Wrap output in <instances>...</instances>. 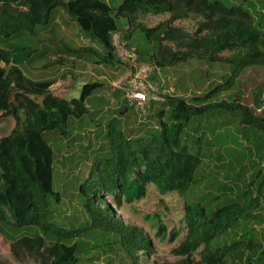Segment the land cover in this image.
Returning <instances> with one entry per match:
<instances>
[{"label":"trees","instance_id":"trees-1","mask_svg":"<svg viewBox=\"0 0 264 264\" xmlns=\"http://www.w3.org/2000/svg\"><path fill=\"white\" fill-rule=\"evenodd\" d=\"M254 1L264 10V0H244L245 7L230 0H121L115 8L105 0H0V120H13L9 134L0 137V233L11 240V247L18 244L41 264H78L80 240L89 236V230L99 231L102 236L112 237L104 246L115 244L127 264H141L140 256L149 257L152 242L142 229L124 223L116 213L123 205L143 199L147 185L152 184L161 195L176 193L183 199L185 226L183 241L170 251L178 259L154 264H225L227 258L245 264L264 263V242L255 239L253 228L248 239L210 249L216 237L237 227L241 219L246 224L262 223V215L256 211L260 209V200H264V178L254 197L249 191L237 193L238 200L227 197V202L214 209L185 199L203 179L199 172L203 165L200 143L196 149L194 146L203 137L197 135V129L191 130L195 121L203 120L199 118L208 112L224 117L225 113L238 111L241 126H252L264 136L263 114L256 115L233 96L228 97L229 101L219 99L236 87L246 70L264 71V14L258 11ZM59 9L102 51L76 49L59 40V53L63 46L72 57L83 62L107 66L118 59L113 43V36L119 37L115 19L123 18L127 28L119 42L134 50L138 63L161 72L193 58H204L230 68L224 82L202 96L189 100L165 97L160 103L168 109H162L157 129H146L143 136L128 137L117 118L107 123L104 139L111 155L96 163L100 166L90 170L78 188L88 217V226L83 229H65L52 222L49 209L51 204L59 203L61 194L53 190L54 156L45 135L55 132L66 137L70 120L85 117L89 111L86 99L101 91L104 83H85L77 99L56 96L50 90L55 79L32 80L19 64L32 63L42 55L46 58L42 61L44 68L55 67L51 63L62 65L63 59L58 57L50 62L48 54L54 52L47 48L32 50L14 42L24 35H39V28H47L52 14ZM250 9H256L257 14L253 15ZM163 14L167 18L153 27L145 26L140 20ZM191 19L195 20L193 33L176 25ZM135 33H140L146 41L144 49L139 47L138 40L131 39ZM224 52L230 54L224 57L221 55ZM21 54L25 55L16 59ZM154 75L155 72L151 82ZM263 87L264 80L255 90L261 93ZM255 104L260 108L264 101L256 98ZM109 197L111 204L105 202ZM210 198L208 194L204 196L205 200ZM222 198V194L216 195L210 201L219 202ZM156 223L157 235L164 234L165 228L158 217ZM175 236L176 232H171L170 241ZM98 247L95 245L93 249Z\"/></svg>","mask_w":264,"mask_h":264},{"label":"rangeland","instance_id":"rangeland-1","mask_svg":"<svg viewBox=\"0 0 264 264\" xmlns=\"http://www.w3.org/2000/svg\"><path fill=\"white\" fill-rule=\"evenodd\" d=\"M105 1H108L110 3L109 5L113 8L117 7L121 2V0ZM230 1L235 5H242L244 7L246 5V2H243L244 0ZM254 4L258 11L261 10L264 14V10L261 9L260 4L257 1H254ZM255 11L257 10L255 9L253 11L250 9L253 15L257 14H255ZM166 18V14L148 15L140 20L145 26L153 27ZM115 22L119 30V37L114 35L113 43L118 48L117 43H120L119 40L126 31L127 22L123 18L115 19ZM176 25L182 27L188 33L195 31V20L193 19L177 22ZM39 30H41V32H38L39 35L35 37L24 35L18 41L15 40V44L30 47L32 50L37 48L40 50V47L53 50L55 48L52 44L57 39H64L63 41L66 44L76 49L90 48L87 45H94L93 42H89L88 38H85L84 34L79 32L77 24L67 17L61 9L52 14V21L47 28H39ZM134 38L138 40L141 49L147 46L146 41L140 33H135L131 39ZM41 39H43L42 42ZM118 49L120 51V48ZM229 54V52H224L221 55L226 57ZM24 55H16V59ZM49 57L50 62L57 61L56 57ZM38 58L37 61L35 59L32 63L25 62L19 64V68L32 78L36 73H38V78H41L42 75H47L51 71L55 72V74L58 73V68L51 66L43 68L45 70L38 71V67L43 63L42 61L46 59L42 55ZM74 60L78 63L75 69H73L74 74H88L91 78L95 79L91 76L93 71L89 65L90 63L84 64V67H82L83 64L81 63H85L83 60L76 58ZM51 64L57 65L56 62ZM112 64L116 68L112 71L108 68L109 66L105 67V74L108 75L111 72H117L122 64L125 65L128 72L130 71L129 66H127L128 63L120 64L114 61ZM57 66L60 70L64 68L58 75L64 72V76L66 77L63 79L67 82L66 79H69L70 75L66 71L71 70V66L67 64H59ZM229 74L230 68L226 64L209 62L204 58H193L186 63L162 70L160 74L153 76V83L155 82V84L159 85L161 79H163L165 89L170 90L172 95H165V97L189 100L193 97L208 93L212 88L224 82ZM110 75L117 77L114 73ZM111 79L108 78V80ZM81 80L80 77H77V79L71 82L72 86L65 89L67 91L64 92V96L68 97L67 99L79 98L81 84L84 82ZM98 80L104 83V88L97 92L96 95L100 93L104 95L110 94L111 91L109 90L112 88L110 85L111 82L108 83L104 78ZM263 80L264 71L262 69L253 68L246 70L239 78L236 87L232 91L219 97V99L229 101L228 97L233 96L239 103L248 105L256 115H264V104L260 108L255 104L256 98L264 101V87L261 93L255 90ZM66 86L67 84L65 83L63 88ZM55 93L59 94V92ZM124 93L126 95L125 91ZM103 94L100 98L92 95L86 99V104L89 109L88 113L80 120H70L69 133L66 137H61L55 132H47L45 135V139L51 146L54 156L53 190L61 194L59 203L51 204L49 211L52 214V222L61 228L83 229L88 226V217L82 208L83 199L78 192V188L84 178L88 176L90 170L100 166L96 165V163L99 164L111 155L104 137L106 135V125L112 118L113 113L115 112L116 115H119L120 109L114 110L115 106L112 105V102H119V97L114 99L111 98V95L105 97ZM106 98H109V100L107 101ZM161 107L168 109L164 104L157 106V108ZM129 110L130 112H134L131 108ZM223 115L224 117H221L222 115L214 116L213 113L208 112L199 118H203V120L195 121L191 125V130L197 129V135L203 137L202 140L194 144L196 149L200 143L199 152L201 153L203 165L199 172H201V178L203 179L187 193L185 199L193 203L201 202L207 208L209 207L208 209L210 207L214 209L215 206L219 207L223 205L228 201L227 197L238 200V195L236 194L244 191H249V195L254 197L258 191L259 184L264 178L263 133L254 129L252 126H241L240 113L238 111ZM138 118L144 121V112H138V116L136 114L134 115L133 124H125L122 126V129L128 137L134 138L139 134H144L146 125L138 123ZM12 125V119H1L0 137L8 135L12 129ZM72 127H74L73 130ZM218 158L223 159V161L221 163L216 162ZM216 166H218L215 170L216 172L212 171ZM197 177H199V173ZM226 190H229L227 194H225ZM207 194L211 196L210 200L214 196L221 194L223 198L219 202H211L210 200L204 199V196L206 197ZM105 202L111 204V198H106ZM183 206L184 201L178 194L161 195L154 185L149 184L147 185L146 196L143 199L131 205H123L120 211L116 213L117 217L124 223L142 229L152 242V251L149 257L144 259L142 255L140 256L141 264H154L155 262L167 263L174 262L178 259L171 256L170 251L177 247L185 236ZM259 206L260 209L256 212L261 213L263 218L262 223L252 222L246 224L241 219L237 227L226 234L224 233V235L216 237L210 244V249H217L224 245H229L236 240L252 237L250 236V228L254 230L255 239L258 242H264V200H260ZM157 217L161 220L165 228L164 234L157 235ZM171 232H176L173 241L169 239ZM244 235L246 236L244 237ZM111 239V236H102L99 231L89 230V236L80 240L81 253L79 257L80 263L78 264H127L122 252L117 249L115 244L104 246ZM95 245H99L100 247L93 249ZM86 250H88L87 253L85 252ZM195 258L198 259L197 254ZM0 264L41 263L34 257L28 256L18 244L14 243L11 247V240L5 239L0 233ZM225 264L245 263L232 261L227 258Z\"/></svg>","mask_w":264,"mask_h":264},{"label":"crops","instance_id":"crops-1","mask_svg":"<svg viewBox=\"0 0 264 264\" xmlns=\"http://www.w3.org/2000/svg\"><path fill=\"white\" fill-rule=\"evenodd\" d=\"M59 40L60 39H57V40H53V44L52 46L55 48L53 50H49L50 52H54V53H50L48 54L49 56H53V57H56L58 58L59 57V60L60 59H63V63L64 64H67L69 66H71V70H67L66 73L69 74V79H66V81L68 82H65L63 78H65L66 76H64V72L61 74V75H58L59 72L63 71L64 68H61V70L59 69V67L57 65H53L55 67H57V71L58 73L55 74V72H49L47 75H42L41 78H38L37 75L38 73L35 74V76L32 78V77H29L28 75H25L32 79V80H54L55 79V83L51 86L50 90L56 95V96H59L61 98H64V99H67L68 97L64 96V92H66L67 88H69L70 86H72L71 82L75 79H77V77H80V79H82L81 81L83 82L81 84L84 85L85 83H92V82H95V81H100L98 79H101V78H104L105 80L109 82H112V81H117L119 78H121V76H123L124 74H126L128 72V69L125 68V65H123L122 63H125L127 64V60H123L121 59L119 56H118V52H119V49L116 48V56L118 57V59L116 60V62H119L120 64H122L121 67H119V69L117 70V72H111L110 74L114 73L116 74L117 77L115 76H111L110 74H105V67L109 66L108 68L110 70H114L116 68V66H114L113 64L111 65H107V66H103V65H95V64H89L91 69H92V73H91V76H93L95 79L91 78L88 74H74V70L76 65L78 64L77 62H75L74 58L70 55V53L68 51H65L66 49L63 47V46H60L61 49H63V51L61 53H59V51L57 50V46L59 44ZM64 40V39H62ZM89 42H93L94 45H87L89 46L90 48H93V49H98L99 50V46L96 42L94 41H91L89 40ZM100 53H102L101 50H99ZM55 59V58H54ZM58 62H61V61H58ZM83 64L82 67H84V64H88V63H81ZM120 66V65H119ZM128 66V64H127ZM118 67V66H117ZM44 67L41 65L38 67V71L39 70H45L43 69ZM103 75V76H102ZM112 78L111 80H108V78ZM97 79V80H96ZM102 82V81H100ZM67 84V86L65 88H63L64 84ZM109 91L110 94H107V95H104L103 93H100V94H95L96 97H102V94L105 96V97H108V95H111V98H116V97H119V102H112V105L115 106V109L114 110H119V115H116V113L114 114L113 113V116L111 119L113 118H117L119 120V123H121L122 126H124L125 124L126 125H130V124H133V121H134V115L136 113L135 111V108L134 106L132 105L131 102H129L126 98V95L124 93L123 90L121 89H110ZM55 92H59V94L55 93ZM101 95V96H99ZM68 100V99H67ZM106 100L108 101L109 98H106ZM87 103V102H86ZM164 103H160V102H155V101H148L147 104H146V113H145V117H144V121L142 124H145L146 125V129H157V119L158 117H161L163 115V113L161 112L162 109H166V108H157L158 105H162ZM87 105V104H86ZM129 108L133 109L134 112H130ZM138 116V115H137ZM165 116V115H164ZM110 119V120H111ZM139 118H138V123H139ZM153 124V125H152ZM74 129V127H72V130ZM146 134V131H144V134H139L138 136L140 135H145Z\"/></svg>","mask_w":264,"mask_h":264},{"label":"built area","instance_id":"built-area-1","mask_svg":"<svg viewBox=\"0 0 264 264\" xmlns=\"http://www.w3.org/2000/svg\"><path fill=\"white\" fill-rule=\"evenodd\" d=\"M118 37V36H117ZM117 43V42H116ZM121 59L127 60L130 71L117 81L110 83L111 89H121L137 112H144L148 101L164 102L165 95L172 96L170 90L165 89V82L161 79L159 85L151 82L150 78L155 72L160 74L158 68L137 62L134 50H128L122 43H117Z\"/></svg>","mask_w":264,"mask_h":264}]
</instances>
